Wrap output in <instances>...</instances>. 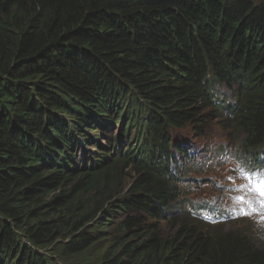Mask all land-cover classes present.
Instances as JSON below:
<instances>
[{
    "label": "trees",
    "instance_id": "1",
    "mask_svg": "<svg viewBox=\"0 0 264 264\" xmlns=\"http://www.w3.org/2000/svg\"><path fill=\"white\" fill-rule=\"evenodd\" d=\"M214 122L264 170V0H0V264H264L187 211Z\"/></svg>",
    "mask_w": 264,
    "mask_h": 264
},
{
    "label": "rangeland",
    "instance_id": "2",
    "mask_svg": "<svg viewBox=\"0 0 264 264\" xmlns=\"http://www.w3.org/2000/svg\"><path fill=\"white\" fill-rule=\"evenodd\" d=\"M180 135L187 139L190 143L192 150V155H198L197 162H201L203 159L208 156L209 152L212 151L215 157H219V160L223 157L226 159H222V161L227 160V166L224 168L223 171H226L229 167H235L239 170V166H237L238 159L237 154L240 151V145H236L235 149L230 150L224 149L223 147L227 146L225 135L223 134V127L216 125L213 123L211 125L210 133H208L204 137H198L193 132L189 130H182L180 131ZM89 147H84V152H90ZM93 153L95 151L91 150ZM79 152L80 148H79ZM177 156V155H176ZM185 157L179 160V157L176 159L179 160V165L186 162L184 160ZM194 158H190L192 161ZM195 162L185 163L183 166V170H186L187 178L183 180V184L185 185L184 190L187 188H191L189 193L183 197V199L187 200L185 203L189 201H200L201 204L204 203H211L215 206H219L221 209H227L230 212L229 217L233 215V211H239L241 207H247V205H241L234 200V197L244 196L246 199H250L255 202L258 199L256 193L251 191H238L237 194L231 198L230 200L226 201V194L225 192L231 191L238 186V184L234 181L235 176L233 174H229L228 172L223 173L221 177V184L214 188L215 183H217V171L216 170V162L213 163L206 169L197 170L195 167ZM187 165V166H186ZM122 175L124 184L127 185L130 182V176L127 172ZM241 174V172H240ZM231 178V179H230ZM230 179V180H229ZM182 184V187H183ZM249 182L243 177L239 176V188L241 186H247ZM219 189V190H218ZM190 195V196H189ZM259 207V205H256ZM233 220L241 222L242 224H235V225H225L226 228L222 230V232H226L230 230L231 232L239 229V228H250L254 232L263 233L264 234V217H261V214L253 213L251 215H238L236 218H232ZM248 221L249 223H245ZM234 222V223H236Z\"/></svg>",
    "mask_w": 264,
    "mask_h": 264
},
{
    "label": "snow or ice",
    "instance_id": "3",
    "mask_svg": "<svg viewBox=\"0 0 264 264\" xmlns=\"http://www.w3.org/2000/svg\"><path fill=\"white\" fill-rule=\"evenodd\" d=\"M244 174V178L249 181L247 186H241L238 189H234L235 191H251L257 194L258 199L253 202L250 199H246L244 196L234 197V200L241 205H247V207H241L239 211H233V215L227 218H236L238 215H251L253 213L256 214H264V179H259L253 174L246 173L243 169H239ZM231 179V178H230ZM256 205H259L257 207ZM214 222H220L219 220Z\"/></svg>",
    "mask_w": 264,
    "mask_h": 264
},
{
    "label": "bare ground",
    "instance_id": "4",
    "mask_svg": "<svg viewBox=\"0 0 264 264\" xmlns=\"http://www.w3.org/2000/svg\"><path fill=\"white\" fill-rule=\"evenodd\" d=\"M222 104V103H221ZM132 112V111H131ZM106 123V122H105ZM107 128V127H106ZM190 128V127H189ZM120 129V128H119ZM116 130V129H115ZM223 134L225 135V138H227L228 136L226 135L225 131L223 130ZM137 137V136H136ZM140 138V137H139ZM229 138V137H228ZM229 140V139H228ZM238 166V164H237Z\"/></svg>",
    "mask_w": 264,
    "mask_h": 264
}]
</instances>
